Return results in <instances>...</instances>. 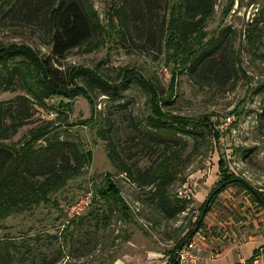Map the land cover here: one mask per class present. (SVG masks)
<instances>
[{"label":"rangeland","instance_id":"obj_1","mask_svg":"<svg viewBox=\"0 0 264 264\" xmlns=\"http://www.w3.org/2000/svg\"><path fill=\"white\" fill-rule=\"evenodd\" d=\"M8 1L0 0V6ZM23 1L12 0L11 7L22 8ZM122 1L91 0L102 28L99 41L94 47L73 50L57 67L65 73L75 67L89 70L112 85L119 84L123 75L135 72L154 85L159 82L168 96L175 65L167 64L165 48L161 53L156 48L141 51L130 39H123L115 16ZM176 1L161 0L156 11L159 17L166 12L169 14ZM11 9L6 7L0 13V47L29 49L33 57L50 55V35L42 25L43 19L14 17ZM255 19H264V0H216L214 14L206 25L205 41L221 32L227 33L234 42L237 75L220 86L216 81L200 84L187 71H180L170 97L171 105L163 109L193 120L211 118L220 135L219 139L208 135L205 140L198 141L186 138L183 168L170 188L172 195L189 201L185 213L175 220H165L146 201L151 187H143L119 173L108 157L107 142L99 135L110 118L114 124L113 139L124 159L147 169L162 154V149L155 156L148 149L144 150L142 136L138 135L149 114V94L132 85L122 93V101L95 92L94 106L79 97L66 100L63 110L59 108L61 99H51L47 101L48 108L54 106L58 111L55 118L44 120L36 116V120L6 143L17 145L42 121H52L54 130L48 139L76 143L83 151L92 152V162L84 167L80 176L51 194L50 203L0 220V264H169L168 252L192 229L200 215L204 225L198 244L202 241L203 247L216 249L209 251L207 256L233 243L234 235L245 236L263 228L264 210L240 188L231 187L221 193L205 216L201 210L220 181L218 163L221 158L226 159L231 172L248 182L252 190L264 193V126L260 122L264 110V91L260 90L264 84V36L252 43L249 31ZM262 23L259 27L264 28ZM135 35L136 44L147 41V37L139 39V35L138 38ZM82 79L78 82L82 83ZM20 94L23 93L0 89V101L12 100ZM44 113L47 114L45 110ZM48 139L39 142L37 147H44ZM107 174L117 182L132 217L127 221L113 218L104 226L105 222L98 224L93 216L99 199L96 198L97 187ZM89 190L94 191L96 204L61 232L68 208ZM213 235L222 236L224 243L213 241ZM244 241L241 238L239 242Z\"/></svg>","mask_w":264,"mask_h":264},{"label":"trees","instance_id":"obj_2","mask_svg":"<svg viewBox=\"0 0 264 264\" xmlns=\"http://www.w3.org/2000/svg\"><path fill=\"white\" fill-rule=\"evenodd\" d=\"M160 1L123 0L116 9L115 16L123 39H130L135 48L141 51L156 48L160 53L163 48L166 49L167 60L169 59L167 64L172 62L175 65L170 81L171 93L168 96L159 82L154 85L135 72L123 75L119 84L112 85L98 73L89 70L75 67L65 73L57 67L61 66V62L73 50L94 47L99 41L102 28L91 0H24L22 8L11 7L10 0L0 6V13L10 7V13L14 17L24 15L26 20L43 19L42 25L50 35L51 52L48 56L33 57L29 49L0 47V89L4 92L23 93L12 100L0 101V220L50 203L49 196L61 190L69 180L80 176L93 158L91 151H83L76 143L60 141L58 138L48 139L54 130L52 121H42L27 133L28 136L19 140L17 145L6 142L16 137L36 116L41 117L40 112L45 110L47 114L58 113L54 106L48 108V100L61 99L59 108L62 110L67 106L66 100L79 97L87 99L94 106L95 92H100L111 100L122 101V93L132 85L149 94V114L142 122L143 130H138L145 145L143 149H148L154 156L162 149V154L145 170L135 162L125 160L113 139L114 124L108 118L104 128L99 131L101 138L107 142L108 157L119 173L143 187H151L146 201L165 220H175L187 211L189 201L170 192L183 168V152L188 145L186 138L198 141L205 140L208 135L219 139L220 135L215 131L211 118L193 120L163 109L171 105L170 97L173 96L178 72L187 71L200 84L216 81L223 86L236 77L237 59L234 42L226 32L205 41L206 25L214 14L216 0H177L171 12H166L162 17L156 12L160 8ZM261 22L264 25V19H255L250 26L252 43L260 41L264 36V28L259 27ZM134 34L137 38L139 35V39L147 37V41L136 44ZM19 57L23 59L17 60ZM81 77L82 83H79L78 79ZM260 90L264 91V84ZM260 122L264 126V110L260 115ZM46 139L44 147H37L39 142ZM218 170L220 181L206 205L201 208L204 216L211 211V206L218 201L219 195L231 187L248 193L253 202L264 210V193L252 190L248 182L232 173L226 159H220ZM96 194L98 204L93 197L90 207L96 204L93 219L98 224L105 222L104 226H107L113 218L126 221L131 219L130 208L110 174L97 187ZM207 205L209 206L205 209ZM201 216L168 252L169 264H174L176 252L196 232L201 231L204 225V220L200 222ZM257 254L255 252L244 264H254Z\"/></svg>","mask_w":264,"mask_h":264},{"label":"crops","instance_id":"obj_3","mask_svg":"<svg viewBox=\"0 0 264 264\" xmlns=\"http://www.w3.org/2000/svg\"><path fill=\"white\" fill-rule=\"evenodd\" d=\"M256 230L255 232L250 231L251 234H246L245 236L234 235L233 243L230 242L229 245L222 246L216 254L213 253L216 249L209 246L203 247V242L201 241L199 247L202 264H244L254 256L255 252L258 254L254 264H264V229L261 226ZM212 238L213 241H220L222 243L225 240L222 236L218 235H213ZM241 238H244L245 241L239 242ZM211 250H213L210 252L212 255L207 256Z\"/></svg>","mask_w":264,"mask_h":264},{"label":"built area","instance_id":"obj_4","mask_svg":"<svg viewBox=\"0 0 264 264\" xmlns=\"http://www.w3.org/2000/svg\"><path fill=\"white\" fill-rule=\"evenodd\" d=\"M56 113L52 112L51 114H46L44 111L41 113V118L44 120L55 118ZM228 122H231V118L228 119ZM227 124V123H226ZM94 191L89 190L83 197L76 200L67 210L64 217L63 223L61 225V231L69 226L72 221L78 219L83 215V213L90 208ZM202 239L200 231L196 232L194 236L188 240V242L181 247L180 250L176 252L175 258L177 264H202V258L200 255V247L198 241Z\"/></svg>","mask_w":264,"mask_h":264},{"label":"water","instance_id":"obj_5","mask_svg":"<svg viewBox=\"0 0 264 264\" xmlns=\"http://www.w3.org/2000/svg\"><path fill=\"white\" fill-rule=\"evenodd\" d=\"M174 264H177V260L175 259Z\"/></svg>","mask_w":264,"mask_h":264}]
</instances>
